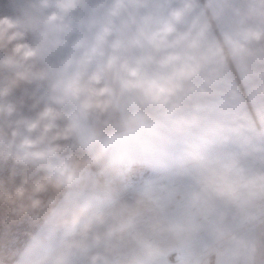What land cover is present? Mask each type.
<instances>
[{"label": "rangeland", "instance_id": "rangeland-1", "mask_svg": "<svg viewBox=\"0 0 264 264\" xmlns=\"http://www.w3.org/2000/svg\"><path fill=\"white\" fill-rule=\"evenodd\" d=\"M192 1L0 0V264H34L51 248L50 261L89 264L103 243L132 264H203L202 204L177 188L173 206L166 176L180 158L173 118L187 105L171 46L199 71L206 55L181 32L202 34ZM188 9L194 23L182 27ZM158 22L182 24L166 34L169 53L155 45ZM61 237L70 241L55 246Z\"/></svg>", "mask_w": 264, "mask_h": 264}, {"label": "crops", "instance_id": "crops-1", "mask_svg": "<svg viewBox=\"0 0 264 264\" xmlns=\"http://www.w3.org/2000/svg\"><path fill=\"white\" fill-rule=\"evenodd\" d=\"M198 1L193 0L190 8L204 15L201 24L195 23L202 34L194 28L181 32L189 33L190 43L203 47L202 71L191 68L195 62L188 52L180 59L174 43L171 46L172 81L177 82L176 89L181 85L187 98L172 123L173 161L180 156L178 166L166 175L173 188V206L181 208L177 188H188L187 200L202 204V246L197 256L203 257V264H264V0ZM194 14L186 10L182 27L193 21ZM181 25L177 22L169 31L158 22L154 38L162 54L170 52L166 34ZM182 64L190 65L188 77L180 73ZM181 79L185 86L179 84ZM162 176L164 172L155 177ZM189 234L193 241L199 233ZM51 235L44 240H55ZM80 235L69 236L81 242ZM87 236L97 242L101 237ZM57 239L60 243L55 246L70 241ZM108 246L98 244L97 256L88 263L132 264L124 251L110 252ZM51 249L38 251L34 264H61L58 258L50 261ZM75 250L79 254L80 248ZM103 253L109 257L100 256ZM80 263L78 256L66 264Z\"/></svg>", "mask_w": 264, "mask_h": 264}, {"label": "trees", "instance_id": "trees-1", "mask_svg": "<svg viewBox=\"0 0 264 264\" xmlns=\"http://www.w3.org/2000/svg\"><path fill=\"white\" fill-rule=\"evenodd\" d=\"M25 195V194H24ZM19 198H20V193L18 192V195H16V194H13V195H11V197L9 198V200L8 201H10V203H8L9 204V208L11 209V206L10 205H12L11 203H13L14 201H18L19 200ZM0 206H3L1 203H0ZM3 213V212H2ZM3 215H7L6 213H3Z\"/></svg>", "mask_w": 264, "mask_h": 264}, {"label": "water", "instance_id": "water-1", "mask_svg": "<svg viewBox=\"0 0 264 264\" xmlns=\"http://www.w3.org/2000/svg\"><path fill=\"white\" fill-rule=\"evenodd\" d=\"M175 259H179V256H176V254H175Z\"/></svg>", "mask_w": 264, "mask_h": 264}]
</instances>
